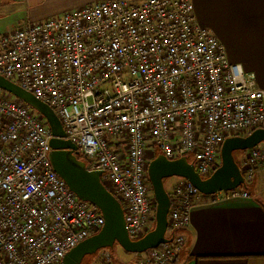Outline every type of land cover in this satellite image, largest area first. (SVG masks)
I'll return each instance as SVG.
<instances>
[{"label": "built area", "instance_id": "2783aa9c", "mask_svg": "<svg viewBox=\"0 0 264 264\" xmlns=\"http://www.w3.org/2000/svg\"><path fill=\"white\" fill-rule=\"evenodd\" d=\"M0 75L54 108L78 157L121 202L133 240L155 226L148 167L158 153L186 157L209 177L226 138L264 128V89L197 22L192 0H103L27 21L0 35ZM51 138L38 111L0 88V264H63L104 225L53 169ZM240 164L250 180L264 167V143ZM173 178V240L140 264H175L201 197L248 196L240 188L204 195ZM97 264H114L112 253Z\"/></svg>", "mask_w": 264, "mask_h": 264}, {"label": "crops", "instance_id": "0c3cea01", "mask_svg": "<svg viewBox=\"0 0 264 264\" xmlns=\"http://www.w3.org/2000/svg\"><path fill=\"white\" fill-rule=\"evenodd\" d=\"M98 1L103 0H0V35L27 21L44 20ZM192 1L197 22L213 31L228 59L252 73L264 89V0ZM242 152L239 157L235 153L239 162L247 151ZM245 180L246 186L240 189L247 197L219 202L200 198L175 264H264V167ZM112 255L114 264H140L142 258L138 253Z\"/></svg>", "mask_w": 264, "mask_h": 264}, {"label": "water", "instance_id": "95a60500", "mask_svg": "<svg viewBox=\"0 0 264 264\" xmlns=\"http://www.w3.org/2000/svg\"><path fill=\"white\" fill-rule=\"evenodd\" d=\"M0 88L20 98L43 116L52 132L49 157L53 169L80 199L97 207L103 215L102 228L71 248L65 254L63 264H82L88 255L101 249H113L116 244L128 253L142 254L170 243L173 237H168L167 233L171 199L165 180L183 178L204 195L246 186L245 176L235 153L264 143V128H257L244 136L226 138L221 148V164L209 177H202L186 157L171 160L158 153L148 167V178L157 201L155 226L141 239L133 240L126 229L121 202L103 184L100 172L89 170L78 157L79 150L76 144L65 138V129L54 108L2 75Z\"/></svg>", "mask_w": 264, "mask_h": 264}, {"label": "rangeland", "instance_id": "374dc122", "mask_svg": "<svg viewBox=\"0 0 264 264\" xmlns=\"http://www.w3.org/2000/svg\"><path fill=\"white\" fill-rule=\"evenodd\" d=\"M10 18V16L9 17H5L2 21L4 22L5 20H7V19H9ZM241 153H243L242 151H237L236 152V156L237 157H239L240 156V154ZM81 157V156H80ZM174 178H168V179H166L165 180V184H166V188H167V190L169 189V186H170V181L171 180H173ZM167 235H168V237H169V233H167ZM105 250H109L110 252L112 251L113 253H115V255H116V258H118L119 256H117L119 253H121V254H130V253H128V252H126L120 245H118V244H116L115 246H114V248L113 249H101V250H99L97 253H95V254H91V255H88L85 259H84V261L82 262V264H97L98 262H99V260H100V258H101V256H102V253L105 251ZM111 252V253H112ZM114 255V256H115Z\"/></svg>", "mask_w": 264, "mask_h": 264}, {"label": "trees", "instance_id": "16d2710c", "mask_svg": "<svg viewBox=\"0 0 264 264\" xmlns=\"http://www.w3.org/2000/svg\"><path fill=\"white\" fill-rule=\"evenodd\" d=\"M163 245H161L160 247H162Z\"/></svg>", "mask_w": 264, "mask_h": 264}]
</instances>
